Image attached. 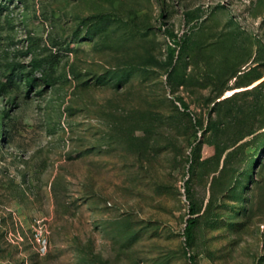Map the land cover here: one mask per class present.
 Wrapping results in <instances>:
<instances>
[{"label":"rangeland","instance_id":"obj_1","mask_svg":"<svg viewBox=\"0 0 264 264\" xmlns=\"http://www.w3.org/2000/svg\"><path fill=\"white\" fill-rule=\"evenodd\" d=\"M263 81L264 0H0V264H264Z\"/></svg>","mask_w":264,"mask_h":264},{"label":"trees","instance_id":"obj_2","mask_svg":"<svg viewBox=\"0 0 264 264\" xmlns=\"http://www.w3.org/2000/svg\"><path fill=\"white\" fill-rule=\"evenodd\" d=\"M258 79H261V78H258ZM263 86H264V81L262 83H260L258 86L254 87L253 90L254 91L261 90L263 88ZM251 92L252 91H246L243 95L247 96ZM233 97H235V96L233 95L231 98H229L227 100H229L231 102V101H233L232 100ZM263 101H264V94H262V92H261V94L259 96H257L255 99H253L248 106H249V108H254ZM241 107L242 106H239V105H230L229 109H228L229 110L228 114L225 117V119H228L229 116H232V118L235 119V121L228 122V123L225 121L220 122L218 124V128L216 129L217 132H219V134L221 133V134H224L226 136L232 135V137L231 136L229 137L230 138L229 140H231V138L234 137L235 139L241 141V140L245 139L246 136L255 133V131H253V130L250 133H243V123L239 119L235 118V115L239 114L241 112V110H242ZM231 148H232V146L226 147L227 150L231 149ZM239 152H240V150L228 151L221 169L220 170L218 169V171H216V172H219V174L215 175V177H214L215 182L220 180V179L233 180V178L237 175V172H238L233 167V164H234L233 161L240 155ZM251 177H250V179H251ZM198 214H200V211L195 206V208H193L191 210V217L187 222L186 235L189 239L192 237L194 228L196 227V225L198 223V217H199Z\"/></svg>","mask_w":264,"mask_h":264},{"label":"built area","instance_id":"obj_3","mask_svg":"<svg viewBox=\"0 0 264 264\" xmlns=\"http://www.w3.org/2000/svg\"><path fill=\"white\" fill-rule=\"evenodd\" d=\"M44 249H45V247H44Z\"/></svg>","mask_w":264,"mask_h":264}]
</instances>
